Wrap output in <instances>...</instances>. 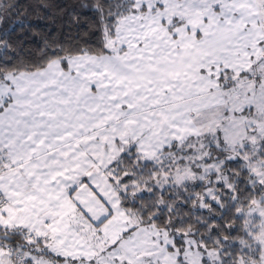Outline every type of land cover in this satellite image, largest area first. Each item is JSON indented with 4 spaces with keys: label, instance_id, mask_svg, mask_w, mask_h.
Returning <instances> with one entry per match:
<instances>
[{
    "label": "snow or ice",
    "instance_id": "6c2138e0",
    "mask_svg": "<svg viewBox=\"0 0 264 264\" xmlns=\"http://www.w3.org/2000/svg\"><path fill=\"white\" fill-rule=\"evenodd\" d=\"M31 15L0 0V264H264V0Z\"/></svg>",
    "mask_w": 264,
    "mask_h": 264
},
{
    "label": "trees",
    "instance_id": "16d2710c",
    "mask_svg": "<svg viewBox=\"0 0 264 264\" xmlns=\"http://www.w3.org/2000/svg\"><path fill=\"white\" fill-rule=\"evenodd\" d=\"M16 3H18L21 6V10L27 9V13L29 14V19L35 22L34 15H31L33 8L35 4L38 2V0H15ZM53 3H64L65 0H52ZM38 42V41H37Z\"/></svg>",
    "mask_w": 264,
    "mask_h": 264
}]
</instances>
